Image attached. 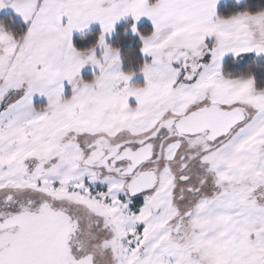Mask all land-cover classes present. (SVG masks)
<instances>
[{
	"label": "snow or ice",
	"instance_id": "snow-or-ice-1",
	"mask_svg": "<svg viewBox=\"0 0 264 264\" xmlns=\"http://www.w3.org/2000/svg\"><path fill=\"white\" fill-rule=\"evenodd\" d=\"M5 9L0 264H264V74L225 62L264 57V4ZM129 19L125 56L109 37Z\"/></svg>",
	"mask_w": 264,
	"mask_h": 264
},
{
	"label": "trees",
	"instance_id": "trees-1",
	"mask_svg": "<svg viewBox=\"0 0 264 264\" xmlns=\"http://www.w3.org/2000/svg\"><path fill=\"white\" fill-rule=\"evenodd\" d=\"M252 2L256 6H260V5L264 4V0H252ZM231 3L232 2L224 4V5H228ZM238 7L242 8L243 5H240ZM10 16L11 15L3 16L1 18V21L7 17H10ZM145 26L151 27V24L148 22H144L140 25L139 28L143 29ZM126 28H129V26L123 25V26H120L117 28L116 35H115L113 42H112V46L121 48L122 55H125V56H128L132 49H134L136 53H139V47L141 46L139 39L134 38V36L131 33H129V31L125 32ZM97 33L99 34V31H97ZM75 41H76V43H78L77 38ZM92 43H94V42L90 41L87 46H90V44H92ZM84 46L81 45L79 47H84ZM140 58L142 59V54H141ZM239 61L240 60L234 61L232 57H229L225 60L226 64L229 66L230 69L241 70V71L250 69L251 71H253L258 76L261 74H264V61L257 60L253 57L246 58V59H244V61H242V60L240 62ZM136 83L142 84L143 80H138Z\"/></svg>",
	"mask_w": 264,
	"mask_h": 264
},
{
	"label": "rangeland",
	"instance_id": "rangeland-1",
	"mask_svg": "<svg viewBox=\"0 0 264 264\" xmlns=\"http://www.w3.org/2000/svg\"><path fill=\"white\" fill-rule=\"evenodd\" d=\"M230 2H233V0H222V4H227V3H230ZM5 15H11V16H15V13H14V11L13 10H11V9H5V10H3V11H0V21H1V18L3 17V16H5ZM132 21L129 19V20H122L121 22H119L117 25H116V31L111 35V37H109V42L112 44V42H113V39H114V37H115V35H116V32H117V28L118 27H120V26H123V25H125V26H130V23H131ZM144 22H148V23H151L150 21H148L146 18L145 19H143L142 21H141V23L138 25V27H140V25L142 24V23H144ZM96 31V32H95ZM97 31H101V27H100V25H98V24H94V25H92L91 27H90V30H89V32H90V35H89V37H88V43L90 42V41H92V42H96V40L98 39V33H97ZM97 33V34H96ZM129 33H131V31L129 30ZM132 34V33H131ZM133 35V34H132ZM134 36V35H133ZM76 38L78 39V43H76ZM134 38H137V39H139V37H137V36H134ZM95 40V41H94ZM140 41V40H139ZM73 42L77 45V47H79V46H81V45H85L84 44V42H82L81 41V39H80V34L77 32V33H74V35H73ZM140 44H141V46H142V42L140 41ZM91 45V44H90ZM250 57H253V58H255V59H257V60H261V61H264V57H255L254 56V54H248L247 56H245V57H243V58H241V59H238V60H242V61H244V59H246V58H250ZM227 58H229V57H226L225 58V60L227 59ZM239 61V62H240ZM85 74L87 75V76H90L91 75V69L89 68V69H86L85 70ZM138 80H143V77L142 76H138V77H136L135 79H134V81H133V83H136ZM68 94L70 95L71 94V91H70V88H69V92H68ZM134 102V101H133Z\"/></svg>",
	"mask_w": 264,
	"mask_h": 264
},
{
	"label": "crops",
	"instance_id": "crops-1",
	"mask_svg": "<svg viewBox=\"0 0 264 264\" xmlns=\"http://www.w3.org/2000/svg\"><path fill=\"white\" fill-rule=\"evenodd\" d=\"M151 24V23H150Z\"/></svg>",
	"mask_w": 264,
	"mask_h": 264
}]
</instances>
